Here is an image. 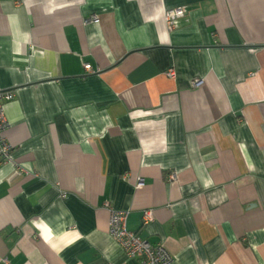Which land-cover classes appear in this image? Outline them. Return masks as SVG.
Instances as JSON below:
<instances>
[{
    "label": "crops",
    "instance_id": "crops-1",
    "mask_svg": "<svg viewBox=\"0 0 264 264\" xmlns=\"http://www.w3.org/2000/svg\"><path fill=\"white\" fill-rule=\"evenodd\" d=\"M0 89V264H264V0H0Z\"/></svg>",
    "mask_w": 264,
    "mask_h": 264
},
{
    "label": "built area",
    "instance_id": "built-area-1",
    "mask_svg": "<svg viewBox=\"0 0 264 264\" xmlns=\"http://www.w3.org/2000/svg\"><path fill=\"white\" fill-rule=\"evenodd\" d=\"M185 16V10L182 7L172 8L166 10L164 14V21L166 28L173 30L176 22ZM84 23H97L96 16L92 15L84 20ZM84 70L91 73V66L85 64ZM165 75L168 78L174 79L176 77L173 68H169ZM202 86V80L195 79L191 82L192 88H199ZM14 94L12 91H5L0 89V165L7 164L11 160L12 146L6 138V132L9 124L5 118L4 106L6 103L13 100ZM20 172L28 173L23 169ZM169 181L174 182L176 177L174 174L169 176ZM138 186H141L139 182ZM66 194H61L60 198H65ZM106 209L109 212L108 234L121 247L123 252L130 258L139 259L140 264H172L174 257L169 253L167 248L162 243L150 244L141 239L134 232L128 231L126 228V221L128 212L125 210H115L106 204ZM153 219L151 211H146L142 217V223L148 224Z\"/></svg>",
    "mask_w": 264,
    "mask_h": 264
}]
</instances>
